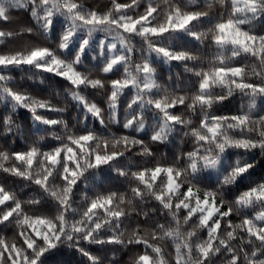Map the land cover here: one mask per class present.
Wrapping results in <instances>:
<instances>
[{"label": "clouds", "instance_id": "1", "mask_svg": "<svg viewBox=\"0 0 264 264\" xmlns=\"http://www.w3.org/2000/svg\"><path fill=\"white\" fill-rule=\"evenodd\" d=\"M262 161L264 0H0V264H264Z\"/></svg>", "mask_w": 264, "mask_h": 264}, {"label": "snow or ice", "instance_id": "2", "mask_svg": "<svg viewBox=\"0 0 264 264\" xmlns=\"http://www.w3.org/2000/svg\"><path fill=\"white\" fill-rule=\"evenodd\" d=\"M147 19V17H145ZM179 22H176V19L170 20V26L168 30H176L178 32L183 31L187 28L191 23H194L195 20L191 16H180ZM234 27L233 21H225L221 22L218 25V29L221 32H227L231 35V30ZM154 31H156L154 29ZM159 31H164V29H160ZM218 40H223L224 36H218ZM234 40L243 44L249 37L242 33L238 28L235 31V36L233 37ZM195 40V37H193ZM167 52L168 50H162ZM180 53L177 54V59L180 58ZM211 79V76L208 77ZM35 155V153H32ZM61 153H57L55 155L50 154L48 159L50 162H58V157ZM21 158L23 155L21 154ZM31 163V161H29ZM69 173L72 176H75L76 173L69 169ZM12 177L6 176L5 179H11ZM246 195V193H245ZM186 199L189 202L188 204H181V209L185 215L190 216V219L195 220L197 217L201 219V221L206 225L208 230L211 231H218L220 230L225 222L229 221L231 218V214L228 210L224 209L223 207L219 206L218 202L215 201L213 194L209 193L207 196H201L200 194L196 193L194 190H190L186 192ZM7 206L9 208L13 207V202L11 198V193L7 189H0V207ZM95 207V205H93ZM15 213L10 212L3 220H0V227H3L7 224L12 218H14ZM41 233L35 232L34 237H40ZM28 247L34 246V240L26 241ZM51 243V241H49ZM20 264H23V258L20 261ZM35 264V262H34Z\"/></svg>", "mask_w": 264, "mask_h": 264}, {"label": "trees", "instance_id": "3", "mask_svg": "<svg viewBox=\"0 0 264 264\" xmlns=\"http://www.w3.org/2000/svg\"><path fill=\"white\" fill-rule=\"evenodd\" d=\"M261 173H264V161H262L261 164L255 168V170L253 171V177L258 176ZM249 179H251V178H249ZM243 183H247V180L242 181V184ZM51 258L55 259L56 257H55V255H53Z\"/></svg>", "mask_w": 264, "mask_h": 264}]
</instances>
